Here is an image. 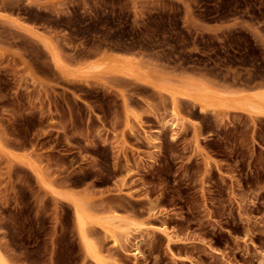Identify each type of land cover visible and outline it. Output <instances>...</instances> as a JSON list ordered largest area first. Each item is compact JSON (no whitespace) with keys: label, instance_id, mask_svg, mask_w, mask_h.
<instances>
[{"label":"rangeland","instance_id":"rangeland-1","mask_svg":"<svg viewBox=\"0 0 264 264\" xmlns=\"http://www.w3.org/2000/svg\"><path fill=\"white\" fill-rule=\"evenodd\" d=\"M18 24L79 74L59 75ZM100 57L174 89L264 90V0H0L2 256L94 264L74 198L137 226L117 246L88 226L112 264H264V116L177 97L183 124L164 127L170 95L90 70Z\"/></svg>","mask_w":264,"mask_h":264},{"label":"bare ground","instance_id":"bare-ground-1","mask_svg":"<svg viewBox=\"0 0 264 264\" xmlns=\"http://www.w3.org/2000/svg\"><path fill=\"white\" fill-rule=\"evenodd\" d=\"M18 27L21 28V30L25 33L26 37L33 40L32 42L34 43H39L41 45V48H43V50L47 52L54 70L59 75L67 77L79 74V70H71L65 66V64L59 57L55 46L49 39L38 34L31 28H22L20 24H18ZM35 44L32 43L33 46ZM90 70L98 72L107 71L114 75L123 76L124 78H129L134 81L152 86L155 89L167 92L171 97V108L169 116L170 118L162 122V126L164 127L175 129L178 128L180 124H183L184 119L180 115L178 107L176 105L177 97H182L190 100L194 105L198 107L200 114L214 112L218 108H226L231 110L244 111L251 115L264 116L263 89H255L254 91H252L253 89H249L251 91L248 90L235 95L228 94L229 96L210 93L208 92L209 90L207 91L205 87V89H194L189 86H183L181 88L174 89L168 85H161L153 81L151 77L142 73L131 60L117 57L97 58L90 65ZM258 88H261V86ZM146 138L150 143L154 144L157 142L156 137H151L148 135L146 136ZM155 148L158 147L155 146ZM132 171V169H128L124 177L130 176L133 173ZM36 175L39 177V173H36ZM52 193L56 195L55 191H52ZM69 201L71 202L73 208L75 228L85 255H87L94 264H112L113 262L110 259V254L102 251L97 242L91 238L88 231V226H99L104 234L109 235L110 241L113 246L118 245V239L116 236L117 231L123 232L125 237H127L130 236L132 232L137 230V226H135V224L130 221L119 218L116 213L107 218H95L94 216H92L89 209L82 201H78L74 198L69 199ZM0 264L11 263H9L0 253Z\"/></svg>","mask_w":264,"mask_h":264}]
</instances>
